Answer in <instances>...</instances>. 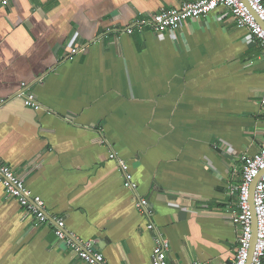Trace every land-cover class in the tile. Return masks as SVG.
<instances>
[{"label": "crops", "instance_id": "0c3cea01", "mask_svg": "<svg viewBox=\"0 0 264 264\" xmlns=\"http://www.w3.org/2000/svg\"><path fill=\"white\" fill-rule=\"evenodd\" d=\"M193 1L0 5V163L107 264H150L155 232L169 264L228 263L237 252L229 216L242 157L264 144L261 46L222 7L160 35L122 32ZM0 264L85 263L0 185Z\"/></svg>", "mask_w": 264, "mask_h": 264}, {"label": "built area", "instance_id": "2783aa9c", "mask_svg": "<svg viewBox=\"0 0 264 264\" xmlns=\"http://www.w3.org/2000/svg\"><path fill=\"white\" fill-rule=\"evenodd\" d=\"M12 0H0V5L5 6ZM222 7L227 9L233 16L236 26L243 28L253 36L259 43L264 54V29L258 23L264 25V5L262 0H196L183 3L176 8L161 10L151 17L145 16L135 19L122 32L131 35L134 32L140 33L144 28L151 29L156 34L177 30L181 23L186 20H198L206 18L211 12ZM110 32V30H108ZM82 48H74L71 53L81 52ZM24 98L27 107L37 109L38 106L31 101L24 90L18 94ZM109 159H115L123 174V184L126 188L135 191L132 176L124 161L116 158L113 152L108 154ZM243 167L241 181L237 185V211L232 212L229 220L239 229L238 248L235 257L228 263L217 264H246L252 235L251 215L249 205L250 187L256 180L253 191V211L257 226V241L254 246L252 261L250 264H264V144L253 156H243ZM0 185L8 197L16 199L25 211L34 217L35 225L49 223L58 240H63L67 247L77 255L85 264H107L101 252L92 251L89 245L81 246L76 240L67 238L64 233V219L54 217L48 219L44 213V202L39 196H30L22 178L6 165L0 163ZM134 208L148 218L151 212L148 210V202L142 198L134 199ZM147 229L154 231V226L149 223ZM169 242L155 232L153 248L150 256V264H169L167 253ZM192 264H198L193 262Z\"/></svg>", "mask_w": 264, "mask_h": 264}, {"label": "water", "instance_id": "95a60500", "mask_svg": "<svg viewBox=\"0 0 264 264\" xmlns=\"http://www.w3.org/2000/svg\"><path fill=\"white\" fill-rule=\"evenodd\" d=\"M245 2V0H243ZM258 23L261 25V27L264 29V25L258 21ZM256 180L254 181V183L251 185L250 187V194H249V205H250V215H251V227H252V235H251V242H250V252H249V257L247 260L246 264H250L252 261V256H253V252H254V246L256 244L257 241V226H256V220H255V215H254V211H253V191H254V186H255ZM45 213V212H44ZM46 217L48 219H51L50 217L47 216V214L45 213Z\"/></svg>", "mask_w": 264, "mask_h": 264}]
</instances>
